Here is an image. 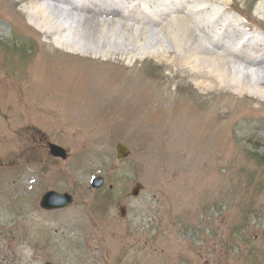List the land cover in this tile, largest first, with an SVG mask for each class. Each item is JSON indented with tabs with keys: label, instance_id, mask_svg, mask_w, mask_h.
I'll list each match as a JSON object with an SVG mask.
<instances>
[{
	"label": "rangeland",
	"instance_id": "rangeland-1",
	"mask_svg": "<svg viewBox=\"0 0 264 264\" xmlns=\"http://www.w3.org/2000/svg\"><path fill=\"white\" fill-rule=\"evenodd\" d=\"M260 1L234 0L228 12L262 34ZM25 3L0 0V264H264V102L203 90L188 73L176 85L177 67L139 48L132 63L72 53ZM87 76L113 82L94 96ZM167 84L181 105L168 120L158 105ZM43 136L68 157L51 155ZM49 189L74 199L46 209Z\"/></svg>",
	"mask_w": 264,
	"mask_h": 264
},
{
	"label": "bare ground",
	"instance_id": "bare-ground-1",
	"mask_svg": "<svg viewBox=\"0 0 264 264\" xmlns=\"http://www.w3.org/2000/svg\"><path fill=\"white\" fill-rule=\"evenodd\" d=\"M23 1H26L24 7L31 23L46 33L59 32V46H68L72 53H93L107 60L113 53L128 54L125 57L132 63L138 59L136 50L139 48L174 64L176 85L178 79L188 73L203 90H233L264 102V29L261 27V34L254 27L258 23L250 19L244 22L229 14L227 5L234 0H145L139 3L135 0H98L97 3L81 0L69 9L43 0ZM258 13L260 20H264V0L258 4ZM83 38L84 43L80 42ZM238 59L244 63L237 64ZM88 76L87 89L94 96L107 93L113 82L100 76L93 79ZM174 96L170 84L162 88L158 105L166 120L179 117L181 105ZM223 115L220 109L214 117L221 119ZM184 117V128L189 129V133H197L192 125L196 119L190 114ZM176 120L172 131L173 140L178 144V127L183 124L180 118ZM200 130L202 135L198 133L197 142H203L208 134L205 128Z\"/></svg>",
	"mask_w": 264,
	"mask_h": 264
},
{
	"label": "water",
	"instance_id": "water-1",
	"mask_svg": "<svg viewBox=\"0 0 264 264\" xmlns=\"http://www.w3.org/2000/svg\"><path fill=\"white\" fill-rule=\"evenodd\" d=\"M118 155L120 157H125L130 153V149L128 146L123 143L119 142L117 144ZM50 150L54 155L61 156L66 158L68 153L65 147L56 144L54 142H50ZM104 182V178L102 176L94 177L92 183L94 186H100ZM142 188V184L137 182L132 190L131 194H138L140 189ZM73 201V195L70 192H59L57 190L51 189L44 193L41 199V205L47 208H55L65 206ZM122 214L125 213V208H121ZM46 264H55L53 262H48Z\"/></svg>",
	"mask_w": 264,
	"mask_h": 264
},
{
	"label": "flooded vegetation",
	"instance_id": "flooded-vegetation-1",
	"mask_svg": "<svg viewBox=\"0 0 264 264\" xmlns=\"http://www.w3.org/2000/svg\"><path fill=\"white\" fill-rule=\"evenodd\" d=\"M47 143H48V139H47V137L43 136V137H42V141H41L42 147H44V146H48Z\"/></svg>",
	"mask_w": 264,
	"mask_h": 264
}]
</instances>
